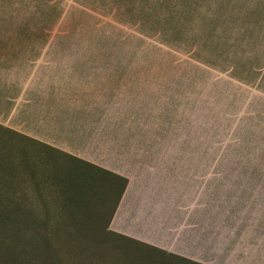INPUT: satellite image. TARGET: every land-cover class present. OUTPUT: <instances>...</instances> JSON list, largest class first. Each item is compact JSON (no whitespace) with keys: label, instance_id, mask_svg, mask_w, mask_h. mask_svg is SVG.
<instances>
[{"label":"rangeland","instance_id":"374dc122","mask_svg":"<svg viewBox=\"0 0 264 264\" xmlns=\"http://www.w3.org/2000/svg\"><path fill=\"white\" fill-rule=\"evenodd\" d=\"M155 128L203 145L200 264H264V0H0V264H199L110 232L83 162Z\"/></svg>","mask_w":264,"mask_h":264},{"label":"crops","instance_id":"0c3cea01","mask_svg":"<svg viewBox=\"0 0 264 264\" xmlns=\"http://www.w3.org/2000/svg\"><path fill=\"white\" fill-rule=\"evenodd\" d=\"M139 137L137 143H129L133 149L132 153L127 152L131 155L130 161L126 154L109 156L113 162L121 160L119 169H112L116 165L111 162L108 166L83 159L103 175L126 180L124 189L121 188L122 192L118 194L108 230L117 236L179 255L189 262L203 263V184L198 186L196 177L188 178L185 171L203 166V160L197 158L203 145L192 140L191 143L186 141V148L174 147L173 141H180L173 139L169 129L141 130ZM179 223L183 226L178 229V234L173 226ZM179 239L181 244L178 246L175 241Z\"/></svg>","mask_w":264,"mask_h":264},{"label":"trees","instance_id":"16d2710c","mask_svg":"<svg viewBox=\"0 0 264 264\" xmlns=\"http://www.w3.org/2000/svg\"><path fill=\"white\" fill-rule=\"evenodd\" d=\"M120 181H122V182H121V183H123V185H122V189H124V187H125V185H126V180H124V179H120ZM122 189H121V191L119 192V194H121ZM14 206H15V205H14ZM18 215H19V221H18V223H19V227H22L23 224L25 223V221L27 220V217H24V214L22 213L21 210L18 211ZM5 220H6V219L3 218V217L0 215V223H4ZM21 230H22V229H21ZM21 232H22V231H21Z\"/></svg>","mask_w":264,"mask_h":264}]
</instances>
